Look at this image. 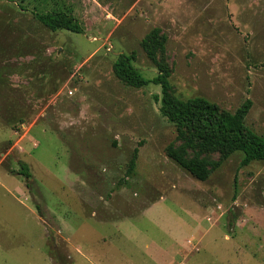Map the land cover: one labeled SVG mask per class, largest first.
Listing matches in <instances>:
<instances>
[{
  "label": "rangeland",
  "instance_id": "1",
  "mask_svg": "<svg viewBox=\"0 0 264 264\" xmlns=\"http://www.w3.org/2000/svg\"><path fill=\"white\" fill-rule=\"evenodd\" d=\"M42 1L0 0V264H264V162L195 179L166 154L160 87L113 68L135 52L152 79L140 43L158 27L176 95L251 99L264 137V0H56L83 34L44 27Z\"/></svg>",
  "mask_w": 264,
  "mask_h": 264
},
{
  "label": "trees",
  "instance_id": "2",
  "mask_svg": "<svg viewBox=\"0 0 264 264\" xmlns=\"http://www.w3.org/2000/svg\"><path fill=\"white\" fill-rule=\"evenodd\" d=\"M31 12L51 31L84 33L73 10L59 1L43 0ZM167 42L168 36L158 27L141 40L140 46L156 70L152 79L143 76L135 66V52L120 53L113 66L115 76L128 87L144 89L151 84L160 87L161 94L156 95L155 100L161 115L175 126L179 143L167 146V156L199 181H207L223 161L234 154H241V167L264 162V137L246 125L253 101L246 99L230 112L204 97H178L170 81L172 67L167 56ZM213 154H219L220 158L212 159ZM138 156L139 149L135 148L128 164V177L135 173ZM21 166L20 175L30 179L29 168L25 164Z\"/></svg>",
  "mask_w": 264,
  "mask_h": 264
}]
</instances>
